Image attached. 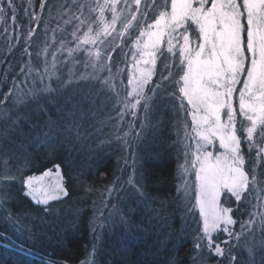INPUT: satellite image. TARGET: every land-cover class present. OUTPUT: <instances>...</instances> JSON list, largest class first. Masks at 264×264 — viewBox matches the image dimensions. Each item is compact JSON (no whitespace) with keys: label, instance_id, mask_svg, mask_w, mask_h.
Segmentation results:
<instances>
[{"label":"trees","instance_id":"trees-1","mask_svg":"<svg viewBox=\"0 0 264 264\" xmlns=\"http://www.w3.org/2000/svg\"><path fill=\"white\" fill-rule=\"evenodd\" d=\"M62 2L65 0H50L42 10L40 0H13L14 14L8 10L0 17V100L13 88V94L0 103V113H7L12 96L33 82L35 68L27 78L25 73L34 61L35 36L49 16L53 17L49 26L55 27L60 38L66 37L67 47L74 46V42L67 43L72 25L55 23L59 21L56 9ZM150 2L143 0L142 5ZM162 3L157 0V4ZM0 6L7 7L4 0H0ZM160 10L157 8L155 15ZM32 14L39 18L40 27L26 45L29 30L36 27ZM116 30H122L121 23ZM118 43L119 39L107 47V51L115 48L108 65L116 77L110 83L123 96L130 90L127 76L133 49L130 43L117 48ZM25 47L30 55L24 52ZM102 53L106 54L105 50ZM85 56L83 51L76 52L73 66L88 74L96 69ZM105 71L101 77L88 74L82 88L68 97V102L55 97L52 104L41 103L23 114L27 122L17 126L8 142L0 145V188L10 179L22 185L27 175H39L59 164L69 192L59 206L62 213L55 220L56 232L39 228L34 236L22 230L29 237L22 239L0 224V264H191L201 221L198 209L193 207V180L190 184L187 173L181 175L190 143L186 138L189 128L186 118L185 122L177 118L166 105L168 99H174L170 87L149 90L160 80L161 61H157L156 74L145 90L150 98L147 109L141 101L136 115L115 104V92L104 84L110 76ZM14 79L19 88L13 87ZM117 109L124 112L122 119ZM66 115L71 120H64ZM52 131L55 133L50 135ZM244 153L245 170L250 171L255 150L249 154L245 148ZM262 173L264 161L256 167L258 182L254 188L250 185L251 194L245 193L246 199L240 204L230 201L237 221L233 231L240 237L221 245L232 248L229 258L221 260L204 249L205 258H197V264H264ZM241 224L245 225L243 230ZM35 237L37 243L31 239ZM218 237L219 241L226 239L223 233Z\"/></svg>","mask_w":264,"mask_h":264},{"label":"snow or ice","instance_id":"snow-or-ice-1","mask_svg":"<svg viewBox=\"0 0 264 264\" xmlns=\"http://www.w3.org/2000/svg\"><path fill=\"white\" fill-rule=\"evenodd\" d=\"M120 3L121 0H104L103 4L98 0L85 3L66 0L60 4L57 15L68 16L64 23L72 25L71 40L67 43L74 42V46L68 48L66 37H62L60 48L69 56L83 51L95 69L106 68L110 76L104 84L115 92V104L123 105L132 115H136L141 101L147 109L150 98L145 94V87L156 74L157 61H161L160 80L149 90L155 92L161 87H170L173 98L179 101L178 111L191 119V133L186 132L191 145L186 146L185 165L181 166L182 176L190 170L193 177V207L198 209L201 221L191 264H197V258L204 260V249L221 260L228 259L232 248L221 245H229L240 237V233L233 231L237 221L233 218L230 201L234 198L240 204L246 199L245 193L251 194L250 185L254 188L258 182L256 167L264 161V0H163L162 4L151 0L143 5L142 0H132V4L123 0L130 13L123 18V10L117 11ZM4 4L7 7L0 6V17L8 10L14 14L13 0H4ZM48 4L50 0H40L42 10ZM157 8L161 10L155 15ZM106 9L112 13L110 23L104 19ZM95 12L99 15L93 20L91 13ZM31 19L36 21V27L29 30L26 45L40 27L37 15L32 14ZM117 21L122 23L119 32L115 27ZM98 23L103 27L93 34V25ZM81 29L86 30L78 35ZM113 32L117 33L113 39L120 41L117 48L128 47L130 43L133 49V63L127 76L130 90L123 96L110 83L116 78L108 65L115 48L107 51L112 44L107 37ZM101 35L105 39H101ZM106 41V54H102L98 42L105 45ZM86 45H97V49L89 50ZM48 46L46 44L45 52ZM24 52L30 55L28 47ZM52 56L55 68V52ZM31 72L29 67L25 77ZM39 83H43V77ZM13 87L19 88L15 79ZM48 90L47 86L35 87L30 92L39 104L41 93ZM12 94L13 88H9L0 103ZM117 112L122 119L124 112L120 109ZM245 148L249 154L255 150L250 171L245 170ZM64 181L61 165L56 164L39 175L24 177V194L35 204L47 206L50 201L69 195ZM6 196L7 193L0 191V201ZM44 210L47 211V207ZM247 223L250 225L252 221ZM244 228L241 224V229ZM219 233L226 239L219 241ZM230 259L235 261V256Z\"/></svg>","mask_w":264,"mask_h":264},{"label":"rangeland","instance_id":"rangeland-1","mask_svg":"<svg viewBox=\"0 0 264 264\" xmlns=\"http://www.w3.org/2000/svg\"><path fill=\"white\" fill-rule=\"evenodd\" d=\"M67 2L71 3V0H67ZM85 2H91V0H77V3ZM98 2L99 4H103L104 0H98ZM128 4H132V0H128ZM92 6L95 7L96 4L93 3ZM134 7L135 5L133 4V8ZM121 10H123L121 13L122 18L130 16V13L127 9V5L123 3V0H121V3L117 5V11L120 12ZM84 11L87 16V8H85ZM98 15V12L91 13L93 20H95ZM57 17L59 18V21H55V23L57 22L58 26L62 25L60 21L64 22L68 19V16H64L63 18L59 16ZM104 19L105 22L109 23L112 20V13L107 9L104 12ZM50 20H53L52 16L48 17V20L41 26L40 30L35 36L34 61L31 60V69L35 68L36 70L34 72V79H32L33 82L31 81L29 84H27V86L24 90H22V92H17L12 96L13 101L9 103L7 113L4 111L0 113V145H3L4 143L8 142L9 136L15 132L17 126H20L23 123L25 124L27 122V119L23 117V114L30 112V110L34 109L35 107H37V105L41 103H46L49 105L52 104L53 99L55 97H59V100L64 99L65 102H68V97L75 96L74 93L78 92L82 88L85 80L88 78V74L95 73L97 75H100L99 77H101L102 74L106 72L105 69L102 71H98L96 69L89 72L88 74L85 71L79 72L77 69L78 66H73L74 64L72 56H75V53H73L72 56H69L68 52L65 49L60 48V43L55 44L56 41H60L61 38L59 37L60 35H58L54 30L55 27L52 28L49 26L51 24V22H49ZM120 23L121 21H117L115 26L116 29ZM96 25L99 26V28L103 27V24H94L93 34H95ZM62 26H64V24ZM46 30L47 36L45 37ZM85 30L86 29H81V32ZM116 34V32H113L112 36H110L109 40L112 41L111 45H113L117 40L113 39L114 37H116ZM103 38L105 37L101 35V39ZM46 44L49 46L47 47V51L45 52L44 49L46 47ZM98 46L101 52H103L107 47V42L105 45H99L98 42ZM84 47L92 51H95L97 49V45H86ZM54 52L57 57L55 61V68L52 67V53ZM45 68H47V71H45ZM77 71L81 74V77H79V79L76 78ZM49 76H51V79L48 78ZM41 77H43L42 84L39 83ZM45 86H47L49 90L41 93V99L39 101V104H37V102L31 96L30 89L35 87L43 88ZM78 86L80 88H77ZM146 89L147 86L145 87V90ZM167 101L168 103L166 102V105H170V108L174 112V115L177 116V118H183V120L184 118H186L185 124L189 128V131L187 130V132L191 133L190 117H186L183 112L178 111L179 103L177 102V100L171 99L170 101L168 99ZM170 108L168 107V110H170ZM63 119L69 121L71 120V116L66 115V117ZM54 133L55 131H52L50 135ZM188 141L190 142L189 145H191V141L189 139L187 140V142ZM192 147H194V145H192ZM17 165L21 167L25 166V164L23 163H17ZM187 178L189 179L191 184L193 180L191 177V172H187ZM17 181L18 180L16 179H10L4 181L1 185L0 190L4 193H7V196L4 198L3 201H0V224H2L3 226L10 227L14 233H16L20 237L22 236V239H29V237H27L22 230H29L34 234V236L39 234V228H47L50 230L51 233L56 232L55 220L61 217L62 209L59 206L63 197L58 200L50 201L47 206L35 204L29 196H25L23 184L19 185L17 184ZM17 193L20 195H16ZM232 200H234V198H232L231 201ZM45 207H47V211L44 210ZM26 224L28 226H26ZM31 239L37 243V237Z\"/></svg>","mask_w":264,"mask_h":264},{"label":"bare ground","instance_id":"bare-ground-1","mask_svg":"<svg viewBox=\"0 0 264 264\" xmlns=\"http://www.w3.org/2000/svg\"><path fill=\"white\" fill-rule=\"evenodd\" d=\"M22 92V91H21ZM9 105V104H8ZM8 107V106H7Z\"/></svg>","mask_w":264,"mask_h":264}]
</instances>
